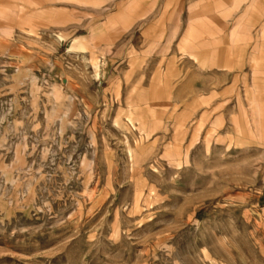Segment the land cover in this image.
Masks as SVG:
<instances>
[{
    "label": "rangeland",
    "instance_id": "rangeland-1",
    "mask_svg": "<svg viewBox=\"0 0 264 264\" xmlns=\"http://www.w3.org/2000/svg\"><path fill=\"white\" fill-rule=\"evenodd\" d=\"M0 10V264H264V0Z\"/></svg>",
    "mask_w": 264,
    "mask_h": 264
},
{
    "label": "crops",
    "instance_id": "crops-1",
    "mask_svg": "<svg viewBox=\"0 0 264 264\" xmlns=\"http://www.w3.org/2000/svg\"><path fill=\"white\" fill-rule=\"evenodd\" d=\"M36 6H38V4H37ZM22 7H23V5H22ZM23 8H24V7H23ZM40 12H41V11L38 10L37 13L40 14ZM6 15H7V13L5 14V12H3V11L0 10V17H5Z\"/></svg>",
    "mask_w": 264,
    "mask_h": 264
}]
</instances>
